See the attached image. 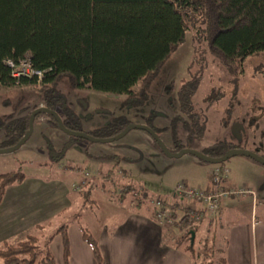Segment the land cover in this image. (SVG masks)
<instances>
[{
  "label": "rangeland",
  "instance_id": "1",
  "mask_svg": "<svg viewBox=\"0 0 264 264\" xmlns=\"http://www.w3.org/2000/svg\"><path fill=\"white\" fill-rule=\"evenodd\" d=\"M192 74L200 77L191 98L200 129L183 123L188 119L178 104L177 89ZM41 87L39 81L0 86V121L30 114L43 106ZM55 88L83 133L118 118L128 124H151L166 148L177 146L201 152L226 144L255 151L262 142L259 154L264 156V53L248 55L237 64L235 72H230L191 27L151 80L143 86L140 82L132 86V92L141 89L139 95L72 89L65 77L57 80ZM253 114L257 120L252 125L257 128L236 126L238 118ZM178 115L180 118H175ZM246 122L243 118L244 126ZM4 139L0 127V142ZM156 145L152 136L141 129H131L111 142L72 139L45 114L35 115L28 138L15 150L0 152V173H22L20 181L4 188L0 211L15 209V224L26 214L23 204H28L29 211L33 208L34 212L26 216L34 223L20 235L0 241V247L28 235L36 236L40 247L51 251L53 263L60 264L63 225L70 230L75 227L79 235V227L93 235L102 225L111 228L133 212L144 210L152 217L155 198L171 200L174 186L181 182L194 189L210 185L209 173L215 168L226 171L225 175L220 173L219 184L228 192L220 197L221 215L213 221V228L210 223L206 226V247L200 244L196 248L201 255L197 263L219 264L218 251L224 247L228 228L264 225V165L245 155L231 156L219 164L206 163L190 153L168 157ZM141 189L146 191L147 199L142 200ZM68 234L72 236L69 230ZM204 251L206 256H202Z\"/></svg>",
  "mask_w": 264,
  "mask_h": 264
},
{
  "label": "trees",
  "instance_id": "2",
  "mask_svg": "<svg viewBox=\"0 0 264 264\" xmlns=\"http://www.w3.org/2000/svg\"><path fill=\"white\" fill-rule=\"evenodd\" d=\"M189 27L206 41L209 51L228 71L235 72L248 55L264 53V0H0V86L39 81L42 104L50 110L61 107L55 88L60 77L66 78L70 88L130 94L137 82L143 86L151 80ZM25 55L33 69L42 71L40 80L11 76L5 60L16 63ZM197 74L181 81L177 97L179 110L188 119L185 123L200 129L191 108L200 78ZM43 114L57 126L53 117ZM28 116L0 121L5 135L0 148L14 145L25 134ZM59 117L64 127L79 130L68 108L62 107ZM127 124L117 118L87 134L111 137ZM146 125L156 133L157 128ZM181 148L167 149L175 152ZM232 148L237 146L218 144L201 152L217 157ZM21 179L19 171L0 173V195L7 185ZM213 187L210 180L203 190ZM139 194L142 200L148 198L143 189ZM155 201H160L161 209H167L173 218L171 226L164 229L175 233L174 243L190 255L192 264H198L201 255L196 248L200 244L206 247V242L195 238V232L206 219L192 224L188 211L197 205L196 200L186 202L172 196L168 201L155 198L152 204ZM197 209L201 210L199 206ZM60 229L65 259L67 238L63 226ZM83 229L80 227L81 236L90 246L95 264H99L96 243ZM205 251L202 256H206ZM0 264L54 263L50 250L38 244V237L28 235L0 247ZM219 264H224L222 259Z\"/></svg>",
  "mask_w": 264,
  "mask_h": 264
},
{
  "label": "crops",
  "instance_id": "3",
  "mask_svg": "<svg viewBox=\"0 0 264 264\" xmlns=\"http://www.w3.org/2000/svg\"><path fill=\"white\" fill-rule=\"evenodd\" d=\"M205 188L206 184L200 189ZM132 205L139 207V204ZM220 205L221 201L213 219H206L199 224L195 238H201L207 243L206 229L213 228V221L221 215ZM23 207H27L26 214L21 215L15 224L12 220L15 209L7 208L5 212L0 211V241L16 237L33 225V220L30 221L26 216L34 212L33 208L29 211L28 204H23ZM23 216H26L25 219ZM114 221L113 219L112 224ZM208 223L211 225L206 228ZM63 228L67 238L68 253L65 259L62 254L63 261H60V264H95L91 248L82 238L81 231L79 235L75 227L70 230L63 225ZM67 230L72 233L73 238L71 234L67 236ZM203 232L204 234H201ZM173 235L174 232L164 231V227L152 219L151 212L142 210L126 215L111 228L102 225L90 236L98 249L99 264H192L190 255L172 240ZM211 236L213 240L215 238L213 233L210 238ZM218 252L224 264H264V225L244 224L232 229L228 228L224 247L221 246Z\"/></svg>",
  "mask_w": 264,
  "mask_h": 264
},
{
  "label": "built area",
  "instance_id": "4",
  "mask_svg": "<svg viewBox=\"0 0 264 264\" xmlns=\"http://www.w3.org/2000/svg\"><path fill=\"white\" fill-rule=\"evenodd\" d=\"M5 64L10 68L11 76L14 78H31L35 77L40 80L42 71L35 70L31 67L29 58L27 55L19 59L16 63L10 59L5 60ZM224 170L215 168L210 171V180L214 187L210 190L204 191L203 189H194L187 187L182 183H178L173 188V196L183 199L186 202L196 200L197 205L191 206L188 211L190 218L194 225L198 224L204 219H213L219 209L220 197L226 194L228 191H223L220 187V173H224ZM241 192V191H240ZM155 209L152 214L154 221L161 227H169L173 222V218L170 216L167 209H161L160 201H155ZM200 207L199 211L197 207Z\"/></svg>",
  "mask_w": 264,
  "mask_h": 264
},
{
  "label": "water",
  "instance_id": "5",
  "mask_svg": "<svg viewBox=\"0 0 264 264\" xmlns=\"http://www.w3.org/2000/svg\"><path fill=\"white\" fill-rule=\"evenodd\" d=\"M39 113H47V114L51 115L54 118L58 128L61 131H63L68 136H72V137H76V138H83V139H88L90 141H98V142H111L113 140H116V139L122 137L127 131H129L131 129H141V130L148 132L152 136L153 140L158 145L161 152L164 153L168 157H179L182 154L190 153V154L196 155L199 159L205 161L206 163L219 164L231 156L245 155V156L255 160L256 162H259L260 164L264 165V158L263 157H261L260 155L256 154L253 151H248V150L239 149V148H232V149L228 150L227 152H225L223 155H220L217 157L208 156V155L203 154L202 152H198V151H195V150H192L189 148H184V149H180V150L175 151V152H170L165 147V145L159 140V138L156 136L155 132L150 127H148L147 125L128 124L119 133H117L116 135H113L111 137H104V138L94 137V136H91L87 133H83V132L75 131V130H70V129L64 127L60 117L58 116V114L55 111L50 110L46 107H42V106L37 107L35 110H33L29 114L28 122H27V130H26L25 134L14 145L9 146V147L0 148V152H9V151H12V150H15L16 148H18L28 138V136L31 132V129H32V121L34 119V116L39 114Z\"/></svg>",
  "mask_w": 264,
  "mask_h": 264
},
{
  "label": "flooded vegetation",
  "instance_id": "6",
  "mask_svg": "<svg viewBox=\"0 0 264 264\" xmlns=\"http://www.w3.org/2000/svg\"><path fill=\"white\" fill-rule=\"evenodd\" d=\"M72 89H79V88H72ZM56 91H57V89H56ZM139 92V91H138ZM138 92H132V89H131V92H130V94L129 93H127L126 95H127V97H131L132 96V94H137ZM57 97H59L60 98V105H61V107H58V108H56V110H53V111H55L57 114H58V116H59V111H60V109L63 107H65V108H67V106L65 105V103H64V100H63V97H62V94L59 92V91H57ZM81 104H82V102H80ZM42 107H44V106H42ZM47 114V113H46ZM51 116V115H50ZM52 117V116H51ZM178 117V116H177ZM243 118H244V120H246L247 122L245 123V126L242 124V121H243ZM61 119V118H60ZM238 119H240V120H237V121H240V122H237V124H236V126L238 127V125H240V127H243V128H245V129H255V128H257V127H253V125H252V121H256L257 120V117L253 114L251 117H249V116H245V117H241V118H238ZM185 121H187V120H184L183 121V123H185ZM188 122V121H187ZM185 124H188V123H185ZM185 127V126H184ZM237 130H239V129H237ZM239 132V131H238ZM236 134V133H235ZM262 145H263V143L262 142H259L258 143V146H259V148L257 147V148H255L254 150L255 151H253V152H255L256 154H258V155H260L259 154V150L261 149V147H262ZM261 157H263L264 158V156H263V154L262 155H260Z\"/></svg>",
  "mask_w": 264,
  "mask_h": 264
}]
</instances>
